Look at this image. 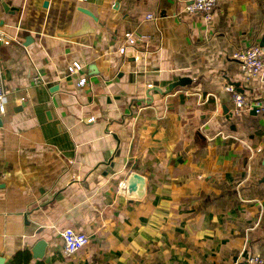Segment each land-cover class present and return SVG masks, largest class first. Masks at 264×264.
Instances as JSON below:
<instances>
[{
    "label": "crops",
    "instance_id": "0c3cea01",
    "mask_svg": "<svg viewBox=\"0 0 264 264\" xmlns=\"http://www.w3.org/2000/svg\"><path fill=\"white\" fill-rule=\"evenodd\" d=\"M188 1L0 0L3 264L264 258V112L235 111L224 89L264 107V65L245 82L233 58L264 44V0H219L208 22ZM129 30L146 39L120 56ZM64 227L89 239L69 256Z\"/></svg>",
    "mask_w": 264,
    "mask_h": 264
},
{
    "label": "built area",
    "instance_id": "2783aa9c",
    "mask_svg": "<svg viewBox=\"0 0 264 264\" xmlns=\"http://www.w3.org/2000/svg\"><path fill=\"white\" fill-rule=\"evenodd\" d=\"M85 1V0H80ZM219 0H190L185 6V10L189 13H203L205 21L211 20V13L213 12L215 6ZM148 18L151 15L147 16ZM146 39L145 34L139 30H129L123 34V45L119 47L118 53L120 56H124L126 49L128 47H133L140 42H144ZM8 40L5 39L3 33L0 31V44H8ZM136 56L135 59H138ZM233 58L239 61L240 72L242 78L245 82H249L252 79L257 78L264 65V46L255 43L249 47L238 50L233 54ZM67 74L75 78L76 86L83 87L87 83V73L84 70L83 65L78 61H73L67 67ZM35 82H38L37 77H35ZM225 91L231 95V100L234 105L235 111L253 108L256 114H261L264 112V107L258 103L253 102L247 98L243 93L237 91L232 85L227 84L224 86ZM7 94L8 90L5 88L3 70L1 67L0 60V113H4L7 106ZM21 100V98H19ZM18 100V103H20ZM93 120V118H88V122ZM61 238L63 243L64 254L69 256L76 251H79L85 247L89 241L88 236L81 232L76 231L71 227H64L61 230ZM247 264H264V258L260 255H250L246 258Z\"/></svg>",
    "mask_w": 264,
    "mask_h": 264
},
{
    "label": "water",
    "instance_id": "95a60500",
    "mask_svg": "<svg viewBox=\"0 0 264 264\" xmlns=\"http://www.w3.org/2000/svg\"><path fill=\"white\" fill-rule=\"evenodd\" d=\"M79 11H81L82 13L94 18V16L92 15V13H90L87 9L85 8H82L80 9ZM92 29L87 25L86 27H84L83 29H79V30H75L73 31L70 35H73V34H78V33H85V32H91ZM260 45L264 46L263 43H260ZM90 72H93L95 73L96 70L94 69V64L90 66ZM188 81L187 78H180L178 79V81H176L175 83H173L172 85H170V89L176 87V86H182V85H185L186 82ZM141 179V176L139 174H136V173H132L131 176L129 177L128 179V182H127V188L129 191H132L135 189V186H136V181H140ZM43 245V242L41 241H38L36 243V249H39L41 246ZM0 264H3V260L2 258H0Z\"/></svg>",
    "mask_w": 264,
    "mask_h": 264
}]
</instances>
